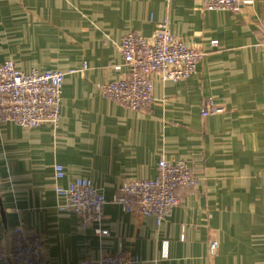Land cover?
<instances>
[{
    "label": "crops",
    "instance_id": "0c3cea01",
    "mask_svg": "<svg viewBox=\"0 0 264 264\" xmlns=\"http://www.w3.org/2000/svg\"><path fill=\"white\" fill-rule=\"evenodd\" d=\"M164 21L206 53L196 73L176 83L153 75L142 112L105 99L99 86L128 75L123 37L150 38ZM263 39L264 0L239 13L205 11L200 0H0V64L66 74L57 128L0 125V251L22 227L42 237L46 264L120 250L138 264H264ZM210 104L224 112L203 117ZM161 159L184 160L198 183L178 190L160 225L112 203L99 224L59 208L58 185L88 179L111 201L127 182L156 179Z\"/></svg>",
    "mask_w": 264,
    "mask_h": 264
},
{
    "label": "built area",
    "instance_id": "2783aa9c",
    "mask_svg": "<svg viewBox=\"0 0 264 264\" xmlns=\"http://www.w3.org/2000/svg\"><path fill=\"white\" fill-rule=\"evenodd\" d=\"M203 10L209 12L239 13L252 6L255 0H200ZM217 41L211 42L215 47ZM264 50V39L260 45ZM120 50L128 75L120 80L99 86L102 96L135 112L147 110L154 101L152 76L158 74L164 82H180L191 78L205 56L200 48L189 46L175 39L164 21L158 25L152 37L146 38L130 32L121 42ZM121 67H116L119 70ZM69 73H74L69 72ZM66 74L57 70H32L23 72L13 61L0 64V125L12 123L27 129L44 124L57 128L61 120V101ZM203 117L220 114L224 108L210 104ZM154 180H138L125 183L111 201L100 193L88 179H77L69 187L56 186L58 197L63 199L60 210L75 213L83 223H101L104 208L109 203L119 205L126 213L142 218H155L162 224L179 206L180 188H194L198 179L184 160L169 162L161 159ZM65 177L64 167L55 166L56 180ZM96 233L107 236L101 228ZM216 239L209 241V254L218 253ZM165 249L167 250V244ZM167 256V251L164 252ZM138 257L120 250L100 258L85 260L82 264H138ZM2 264H46L42 237L22 227L14 230L10 252L0 251Z\"/></svg>",
    "mask_w": 264,
    "mask_h": 264
}]
</instances>
